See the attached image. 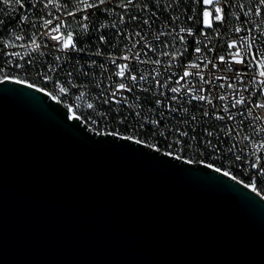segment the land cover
I'll return each mask as SVG.
<instances>
[{
  "label": "water",
  "instance_id": "water-1",
  "mask_svg": "<svg viewBox=\"0 0 264 264\" xmlns=\"http://www.w3.org/2000/svg\"><path fill=\"white\" fill-rule=\"evenodd\" d=\"M17 81L0 78V264H264V196Z\"/></svg>",
  "mask_w": 264,
  "mask_h": 264
},
{
  "label": "built area",
  "instance_id": "built-area-1",
  "mask_svg": "<svg viewBox=\"0 0 264 264\" xmlns=\"http://www.w3.org/2000/svg\"><path fill=\"white\" fill-rule=\"evenodd\" d=\"M143 1L145 0H132L134 4L129 6L127 12L120 6L121 0H108L106 4L102 5L101 9L105 10L108 16L112 14V16H114L113 18H116L118 14V19L120 16H124L126 22H120L118 26H114L116 35L110 41H114L111 45L112 48L110 50H102V48L99 47L97 48V52H99L100 55H96L95 52H91L89 48L87 49V47L82 45L83 35L80 34L74 26L75 23H80L82 25L87 24L89 16L86 20L79 15L67 16L68 7L77 4L74 0H72V4H58L57 0L56 5L61 9L60 20L66 21L67 31L74 32L78 47L84 49V51L59 50L55 46L56 42L44 35L47 30L41 27L40 22H37L38 18H52V10L57 9V7L45 9L43 7L45 0H33V5H35V7L25 6L24 0V8H19L18 6V10H10V16L14 19L12 23L6 25V31L0 34V78H3L4 75L7 74L10 79L23 80L26 83L43 89L48 94L51 93L52 95H56V100L68 109L69 116L80 117L88 127L97 132L103 133L106 130L108 132L118 131L121 135L126 136L133 135L135 138L146 141L148 145H158L160 149L166 152L174 150L178 152L180 145L174 143V141L179 140L182 142L184 148L183 158L188 160L191 159L192 161H215L217 167L222 170L230 171L236 178H248L250 184L253 182V177H256V191L264 196V190L262 189V185H264V176H258L255 170L247 168L246 165L248 161H237L235 159L237 155H240V148L242 145L237 144V147L233 149L232 152L228 151L234 142L240 140V136H235V140H233L226 135L228 128L233 126L237 121H245V124L242 126V134L250 136L251 142L249 145H252L253 149L255 144L264 143V136H261L264 135V132L259 133L254 130L255 128L264 127V119L254 121L248 116V109L245 107H251V104H249L247 100L243 106L231 108V100L221 102L218 99L220 95H227L229 99L235 95V90L226 87V85L229 82H235L233 72L243 70L240 65L232 64L228 53L234 50L228 49L227 44L232 40L239 41L242 37L250 39L251 37H258L260 35L259 33H264V25L257 29V25L260 24L264 17H257L254 12L250 13L247 17L242 16V12L247 11L248 8L254 9L257 6L258 0H227L226 4L224 0H221L220 6L225 7L226 10V21L223 23L214 22L212 28L204 29L207 33L206 36L200 35V29L203 25L199 22V15L203 6L196 3L195 0H164L161 2L156 0L155 6L157 9H163V11H165V18L150 17L148 12L146 15L144 14L143 17H138V22L131 20V16H137L135 15V9L139 12L144 10L148 11V7L145 8ZM124 2H126V0H124ZM237 5H244V8L240 9V11H236L235 6ZM16 7L15 5L13 6V8ZM129 13L131 15H129ZM189 16L193 17V19L189 20ZM237 17L241 18L238 19ZM145 20H148L149 24H145ZM245 20L247 23H245ZM107 22L108 21H102L103 24ZM34 23L35 27H33ZM55 23H57V21L54 20L53 26H55ZM236 27L241 28L239 33L234 31ZM180 28H191L194 35L189 36L187 32H180ZM62 31L64 30L62 29ZM137 32H139L144 39L133 49V55L135 53H140V59L146 61V63L137 64L134 59L130 61L118 59L117 63L129 64L132 70L131 74L137 76L148 74L149 72L155 76L156 73L153 70L158 68L161 85H163V82L168 76H172V81L169 82L168 87L157 88L156 82L155 80H151V76L148 77V79L151 80V85L143 83V81H140L139 77H137L136 83L143 84L136 85L132 88L131 92L123 91L117 94L116 100L119 102H113L110 98L108 103H104V95L111 97V93L115 90L118 83H129L131 86V82L122 80L120 77L114 75L116 68L111 63V59L114 57H122L117 56V48L120 45H128V47H130L132 44L136 43L137 39H139V37L136 36ZM213 32H220V42H213ZM117 33L123 34L117 35ZM129 35H131V40L128 38ZM158 35L160 36L159 42L156 41ZM17 36L21 37V39L16 40L15 38ZM181 36L184 37L183 40L180 39ZM33 37H35L39 48L33 47L31 43ZM100 37H104V35L101 34ZM104 41L105 44L109 42L105 38ZM145 42H147L151 48H155L156 51L144 47ZM9 45L12 46L9 47ZM256 45H261L259 40L256 41ZM196 47L201 48V54L195 53L194 49ZM241 51L243 52L244 49L242 48ZM12 52H16L19 55H9ZM164 52H169L177 56L175 62L170 67V57L163 56L162 53ZM181 52L183 55H177ZM221 55L225 56V63H221L216 59ZM72 56H78V58L88 57L90 67L97 65V58L101 59L99 63L103 65V67L100 66L101 72H99L97 76L98 83H89L82 75V61H79L78 73L75 75L68 69H65V71L63 70L65 66L63 64V59ZM57 57H59V59H57ZM156 59L162 61L160 66L151 63V61ZM209 60L213 61L217 67L212 68L211 65L207 68L204 67L205 63ZM37 61L42 62V64H39V68H37L34 77L30 78L26 76L25 70L27 67L36 66ZM93 61H95V64L92 63ZM192 63H198L200 68H190L189 65ZM16 65H20V67H16ZM185 70L191 71L193 74L200 71L205 79L214 80V83L203 84L199 76L193 75L187 78L191 84L186 85V87L181 90V94L171 93L170 88L178 86L175 81L179 79V76L183 75ZM63 71L65 73H63ZM173 73L176 75H173ZM218 76H223L227 79H215V77ZM45 77H51V79H46ZM243 79L248 80L250 76L246 75ZM180 83L185 82L182 80ZM221 84H224L225 87L221 88ZM188 86L197 89L203 87L204 92L197 94L209 96L215 107L213 108L204 101L192 100L189 102L186 95L182 96L183 93L186 92ZM60 87H64L66 92L61 93L59 91ZM146 87H149V91L145 92L141 90ZM237 88L242 91L243 85L238 84ZM250 88L251 86H249V89ZM252 90L254 91L255 89ZM102 93L104 95H102ZM160 93H164L168 98L165 99ZM173 95L178 96L177 101L171 100ZM243 95L247 97L249 93L245 91ZM257 95L258 91L250 97L252 102L264 103V97ZM143 96L147 97L144 98L147 103L146 107L154 108L158 115L161 114L166 117L182 119L184 123H191V125L197 127V129L202 128L203 135H206V129L207 131L215 132L217 134L215 138L222 137V139L226 141L223 149L217 147L216 143L212 144L216 145L217 151H213L210 146L206 149H202V147L196 144V133L186 127H178L176 132L179 136L174 139H169L163 128L160 137L151 136L148 138L131 125H126V129L123 128V117H121V112L123 111L127 112V114L132 113L136 115V117L143 118L145 124L158 126L152 123V121H158L154 115L144 117L141 113L144 109L141 104ZM123 97L127 99L125 100ZM157 100H161V104H157ZM89 104H92L93 107L88 108ZM226 104L231 112L236 113L235 120L227 119V113L224 111ZM168 105H171L177 110L174 112L169 111ZM70 108L72 109L71 112L69 111ZM184 108L188 109L187 113L183 111ZM205 111H208L210 115L205 117ZM137 112L140 114L137 115ZM240 112H243L242 116L239 114ZM252 112L255 116L264 117V109L252 108ZM198 113L202 116L203 122H205L204 125L199 123L200 120L197 118ZM217 115L224 116L225 119H216ZM192 117H196V119L193 120ZM93 121H96V123H93ZM180 133H187V136H182ZM193 137H195V139H193ZM208 140L211 139L208 138L207 141ZM244 143L247 144L248 142L245 141ZM169 144L172 145V148L168 147ZM224 158H226V161H223ZM250 160L255 163V156L252 155Z\"/></svg>",
  "mask_w": 264,
  "mask_h": 264
},
{
  "label": "snow or ice",
  "instance_id": "snow-or-ice-1",
  "mask_svg": "<svg viewBox=\"0 0 264 264\" xmlns=\"http://www.w3.org/2000/svg\"><path fill=\"white\" fill-rule=\"evenodd\" d=\"M107 2H108V0H95V2H90V0H80V3L83 4V9H78V11H84L87 9H97L101 5L106 4ZM195 2L198 4H201L203 6L202 10L200 11V15H199V22L203 25V27L200 29V35L201 36L207 35V33L204 31V29L212 28L214 22L223 23L226 21V10H225V7L220 6L221 0H195ZM224 2L226 4L227 0H224ZM0 3H2L3 5H6L8 8H10L14 11L18 10L19 8H24V0H0ZM133 4L134 3L132 2V0H126V2H124V0H121L120 6L125 9V12H127L129 6L133 5ZM14 5L17 7L13 8ZM18 6H19V8H18ZM33 7H35V5H33ZM43 7L45 9H48L50 7H57V10H59V7L56 5V0H45V2L43 3ZM145 8H147V5H145ZM239 8L243 9L244 5H239ZM253 12L257 17H264V0H258L257 6L254 9L248 8L247 11H243L242 16L247 17L250 13H253ZM73 15H75L74 12H67V16H73ZM129 15H131V14L129 13ZM237 18L240 19L241 17H237ZM84 19L86 20L87 17H84ZM188 19L192 20L193 17L189 16ZM54 20L57 21V23H55V26H53ZM119 20L121 23L126 22L124 19V16H120ZM131 20L138 22V17L137 16H131ZM37 22H40L41 27H44L47 30L44 33V35L46 37L50 38L51 40L55 41L56 42L55 46L59 50H62V51H68V50L84 51V49L78 47V45L76 43V36H75L74 32L73 31H67L66 21L60 20L59 17H52V18H48V19H45L44 17H39ZM144 23L149 24V21L145 20ZM245 23H247L246 20H245ZM262 25H264V18H262L260 24L257 25V29H259ZM33 27H35V23L33 24ZM81 27L85 30V33H87V31H88L87 24H83V25H81ZM62 29L64 31H62ZM179 31L180 32H187V34L189 36L194 35L191 28H189V29L180 28ZM234 31L239 33L241 31V28L236 27L234 29ZM122 34L123 33H117V35H122ZM259 34L260 35L258 37L255 36V37H251L250 39L247 37H242L239 41L232 40L231 42H229L227 44L228 49L234 50V51H230L228 53V55L231 58L232 64L240 65L243 70H237V71L233 72V77H234L235 82L234 83L229 82L226 85V87L235 90V95L231 99H229V97L227 95H220L218 97V99L221 102L231 100V103H230L231 108H237V106H241V105L243 106L245 104V101L247 100V102L249 104H251V107H245V108L248 109V116L251 117L254 121H259L261 119H264V117L253 115V112H252V108L264 109V103H253L252 100L250 99V97L254 93H257V91H258L257 96L264 97V38H262V37H264V33H259ZM136 36L139 37V39H137L135 44H132L130 47H128L126 49V52L128 54H126L122 57H114L111 59V63L116 68L114 75L117 77H120L122 80H127V81L131 82V86L129 83L121 82V83H118L116 85L115 90L111 93V97H109L108 95H104L102 93V95H104V100H103L104 103H108L110 98L113 102H119L116 100L117 94H119L123 91L131 92L132 88L138 84L148 83L149 85H151V80H155L157 88H160V87L165 88L166 86L168 87L169 82L172 81V76H168V78L163 82V85H161V81L159 79L160 72H159L158 68L153 70L156 73L155 76H153L151 72H149L148 74H141V75L137 76L135 74H131L132 70H131V67L129 64L117 63L118 59H123L125 61H130V60L134 59L137 62V64L146 63V61H143L140 59V53H135L133 55V49H135L137 44H140V41L144 39V37L141 36V34L139 32L136 33ZM128 38H129V40H131V35H129ZM15 39L20 40L21 37L17 36ZM100 39H101V42H105L104 37H100ZM180 39L183 40L184 37L181 36ZM257 40L260 41L261 47H257V45H256ZM156 41L157 42L160 41L159 35L156 37ZM31 43H32L34 48H39V45L36 43L35 37H33ZM11 46L12 45H9V47H11ZM144 47L151 48V46L147 42H145ZM242 48L244 49L243 52L241 51ZM254 49H255V51H254ZM151 50L156 51L155 48H151ZM194 51L197 54H201V52H202L200 47H196L194 49ZM95 54L100 55L99 52H97ZM9 55L17 56L19 54L16 52H12ZM162 55L170 57L169 67L175 62V60L177 58V56H174L172 53H169V52H164V53H162ZM177 55H183V53L181 52V53H178ZM198 58H200V57H198ZM57 59H59V57H57ZM216 59H218L221 63L226 62V58L223 55L219 56ZM92 63L95 64V61H93ZM151 63H153L157 66H160L162 64V61L160 59H156V60L151 61ZM209 65H211L212 68L217 67V65L215 63H213V61H211V60L207 61V63H205V65H204V67L207 68ZM16 67H20V65H16ZM101 67H103V65H101ZM189 67L199 69L200 65L198 63H192L189 65ZM173 75H176V74L173 73ZM193 75L199 76L200 80L202 81L203 84L214 83V80L205 79V77L203 76V74L200 71H197L193 74V72L185 70L183 72V75L179 76V79L175 81V83L178 86L170 88L171 93L181 94V90L184 89L186 87V85L191 84V82L188 81L187 78L190 76H193ZM246 75H249L250 79L244 80L243 77ZM149 76L152 77L151 80L148 79ZM137 77H139V80L143 81V83H136ZM3 78H4V80L10 79V77L7 74H5ZM45 78L51 79V77H45ZM215 79H227V78L223 77V76H218V77H215ZM182 80L185 83H180V81H182ZM17 83L23 84V83H25V81L18 80ZM238 84L243 85L242 91L237 88ZM249 86H251L250 89H249ZM29 87H33V85H29ZM220 87L224 88L225 85L221 84ZM252 89H255V90L253 91ZM141 90L147 92V91H149V87L142 88ZM40 91H43V89H40ZM59 91L61 93H64V92H66V89L64 87H60ZM245 91H247L249 93V95L247 97L245 95H243V92H245ZM203 92H204L203 87H200L197 89V88L188 86L186 92H184L182 96L186 95L189 99V102H191L192 100L204 101L208 105H210L214 108L215 105H213L212 99L209 96H206L204 94H197V93H203ZM160 94L162 96H164L165 99L168 98L167 96H165L164 93H160ZM49 95H51V98L53 100L57 99L56 95H52L51 93H49ZM123 99L126 100L127 98L123 97ZM171 100L177 101L178 96L173 95L171 97ZM156 103L161 104V100H157ZM92 107H93L92 104L88 105V108H92ZM168 110L174 112L177 109L173 108L171 105H168ZM69 111L71 112L72 109L70 108ZM183 111L185 113H187L188 109L184 108ZM224 111L227 113V119L228 120H235L236 113L231 112L229 110L227 104L224 107ZM136 114L139 115L140 113L137 112ZM239 114L242 116L243 112H240ZM209 115H210V113L208 111L204 112L205 117H207ZM73 118L80 119V117H76V116H74ZM101 118H103V117H101ZM192 119L195 120L196 117H192ZM216 119L224 120L225 117L217 115ZM93 123H96V121H93ZM152 123L158 125L159 121H152ZM244 124H245V121L240 120V121H237L233 126L228 128V131L226 133V135L228 137H231L233 140H235V136H240V140L238 142H234L232 144L231 148L228 149L229 152H232V150L237 147V144L242 145V147L240 148L241 153H243L246 149H248L249 143L251 142V138L249 135L242 134V126ZM254 130H255V132L262 133V132H264V127L255 128ZM205 132H206V135L209 137L217 135L215 132L207 131V129L205 130ZM101 134L111 135L114 137L121 135L118 131L108 132L106 130ZM180 135L187 136V133H180ZM261 136H264V135H261ZM122 138L125 140L133 141L136 144L147 145L146 141H142L138 138H135L133 135L123 136ZM193 139H195V137H193ZM245 141H247L248 143L245 144L244 143ZM174 143L180 145L179 151L178 152H176L175 150L169 151L165 154L168 156H174V158L177 160L182 159L183 158V152H184L183 144L179 140L174 141ZM206 143L210 147H212L213 151H217L216 145H213L211 140L206 141ZM147 146L153 148L155 151L160 150L158 145H147ZM168 147L172 148V145L169 144ZM248 154H249V156L254 155L256 162L253 163V162H251V160H249L247 165H246L247 168L255 170L257 172L258 176H264V143L255 144L253 149L251 151H249ZM235 159L237 161H241V156L237 155L235 157ZM201 162H203V161H201ZM187 163L191 164V163H193V161L191 159H189V160H187ZM206 166L208 168H214V165L211 163L207 164ZM215 171L217 173L222 172V174L225 177L231 176V178L233 180L236 179V177L234 175H232V173L228 170H222L219 167H215ZM255 180H256V177H253V182L251 184L245 185L246 187H251L253 192L256 191Z\"/></svg>",
  "mask_w": 264,
  "mask_h": 264
},
{
  "label": "trees",
  "instance_id": "trees-1",
  "mask_svg": "<svg viewBox=\"0 0 264 264\" xmlns=\"http://www.w3.org/2000/svg\"><path fill=\"white\" fill-rule=\"evenodd\" d=\"M164 0H158V2H161ZM182 1V0H180ZM57 2V0H56ZM75 3L77 4H73L70 7H68V11L69 12H74L75 15H79L81 17L82 14L81 13H85L84 17H88V22H87V26H88V31L87 33H85V30L81 27L82 24H78L75 23V29L77 31L80 32V34L83 35L82 37V45L84 47H87V49L89 48L91 52H97V48L101 47L102 50H110L112 48V42H110L114 36L116 35V29H114V25L115 27L118 26L120 24V20L118 19V14L116 18H113L114 16L111 15H107L106 11L101 9L102 5L97 8V9H87L84 11H78V9H83V4L80 3V0H74ZM90 2H95V0H90ZM155 2L156 0H145L143 1L144 5H147V9L148 11H141L139 12L137 9H135V15H137V17L140 18L144 16V14L146 15V13L149 12V16L153 17V18H162V17H166V13L165 11L157 9V7L155 6ZM179 2V1H178ZM58 4H72V0H58ZM25 6H33V0H25ZM188 8V7H187ZM10 8H8L6 5H2L0 3V34L3 33L4 31H6V25L12 23L13 21V17H11V12H10ZM235 10L236 11H240L239 6H235ZM61 11V9L57 10V9H53L52 13H57ZM16 17V16H15ZM102 21H108L106 24H103ZM115 21V23H114ZM104 35V38L107 39L109 42L108 44H105L104 42H101L100 36ZM122 46L124 45H120L117 48V53L120 51V49L122 48ZM54 58V57H52ZM63 59V58H62ZM79 61H82V69L83 72L82 75L87 79V81L89 83H98V73L101 72L100 71V66L101 64L99 63L101 61V59L97 58V65L90 67L89 64V60L88 57H83V58H78V56H72L69 57L67 59H63V64L65 65L63 68V70L65 71V69L70 70V72H72L73 75H75L76 73H78L77 69L79 66ZM39 64H42V62L37 61L36 66H28L27 69L25 70L26 76L33 78L37 68H39ZM80 68V69H81ZM63 71V73H65ZM142 106L144 107V109L141 111V113L143 114V116H150V115H154L155 118H157V120L159 121L158 126H154V125H149V124H145L143 121V118H139L136 117V115L129 113L127 114V112L123 111L121 112V117H123V122H122V127L123 128H127L126 125H131L134 128H136V130L140 131L146 138L151 137V136H161V132H162V128L164 130V132H166V136L170 139V138H176L178 137V133L176 132V129L178 127L181 128H187L189 130H193L196 133V144L200 147H202V149H206L208 148V144L206 143L207 139L210 138L212 143H216L217 147H220L221 149H223L224 144H226L225 139H222V137L220 138H215L216 136H212L209 137L207 135H203V130L202 128H198L197 127H193L191 125V123H184V121L182 119H178V118H171V117H166V116H162L161 114L158 115V113L156 112V110L153 108H149L146 107V101L144 98H147L146 96L142 97ZM151 104V103H150ZM198 120H200L199 123H201V125H204L205 122H203V118L202 116L198 113L197 115ZM166 144V143H165ZM240 156H241V161H249L252 156H249L248 153H241L240 152ZM226 161V158L223 159V161ZM206 162H210L214 165H216L215 161H206ZM245 182H249L248 178H240ZM262 189L264 190V185H262Z\"/></svg>",
  "mask_w": 264,
  "mask_h": 264
},
{
  "label": "bare ground",
  "instance_id": "bare-ground-1",
  "mask_svg": "<svg viewBox=\"0 0 264 264\" xmlns=\"http://www.w3.org/2000/svg\"><path fill=\"white\" fill-rule=\"evenodd\" d=\"M69 12V11H68ZM82 14V16L84 17L85 16V13H81ZM61 16V11H59V12H55V13H52V17H60ZM213 42H220V32H213ZM257 47H261V45H257ZM128 48V45H124V46H122V48L120 49V51L117 53V56H124L127 52H126V49ZM252 150V145H249L248 146V149H246L245 151H244V153L246 154V153H249V151H251ZM205 163H207V164H210V162H206V161H204ZM212 164V163H211ZM214 165V164H213ZM214 167H217L216 165H214ZM238 180H240V181H242V182H244L245 184H250L249 182H245V181H243L242 179H240V178H237Z\"/></svg>",
  "mask_w": 264,
  "mask_h": 264
}]
</instances>
